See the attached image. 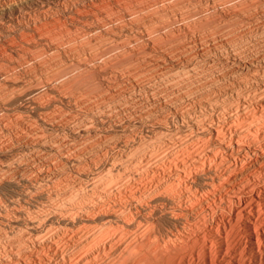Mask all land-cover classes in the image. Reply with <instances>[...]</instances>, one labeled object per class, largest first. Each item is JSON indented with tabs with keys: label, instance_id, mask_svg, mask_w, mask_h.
<instances>
[{
	"label": "bare ground",
	"instance_id": "1",
	"mask_svg": "<svg viewBox=\"0 0 264 264\" xmlns=\"http://www.w3.org/2000/svg\"><path fill=\"white\" fill-rule=\"evenodd\" d=\"M55 1L107 11L1 70L0 264H264V0Z\"/></svg>",
	"mask_w": 264,
	"mask_h": 264
},
{
	"label": "rangeland",
	"instance_id": "2",
	"mask_svg": "<svg viewBox=\"0 0 264 264\" xmlns=\"http://www.w3.org/2000/svg\"><path fill=\"white\" fill-rule=\"evenodd\" d=\"M13 1V2H12ZM20 1H21V3H20ZM24 1V2H23ZM25 1H28V0H0V18L2 19H0V48H2V49H0L1 51H0V71L2 70V71H4V69L6 70H10V71H17V72H19L20 73V77L23 79L24 77H26V78H24V79H27L29 76H33L34 75V73H35V71L32 69V66H31V63H29V57H32L34 54L36 55V54H38V52L40 53L41 51H42V49L44 50V51H46V50H48L47 52H46V54L50 57L51 56V58H53L54 59V57L56 56V57H58V58H56L55 57V61H54V65H55V68L56 67H58V66H62V65H64V64H67L68 63V61H69V59L71 58V54L72 55H80V51L79 50H77V47L76 46H83L84 48H85V46H86V48H85V50H87V51H91V52H95V50H96V46H95V44L92 46V44L90 45V44H86L85 42H86V36H91V35H95V34H97V33H99V28L97 27V26H99V24H100V20H99V12L101 11H103V12H106L105 11V8L104 7H102V6H99V5H96L99 9H97V7L95 6V5H92V4H90L89 2V4L88 5H86L85 7H82L81 9H83L82 11H81V9L80 10H77V9H75V8H66V7H64L63 5H61V4H57L56 3V1L55 0H45L44 1V3L41 5V3L39 2V1H43V0H33V2H32V4L30 5V10L31 11H35V7H42V10L44 11H48L49 13L50 12H53L54 13V15H53V20H52V22H55L56 21V23H57V25L58 26H56V23H52V25H50L51 23H49V24H47L46 26H44V27H41V28H38V31H40V30H42V31H40V32H38L37 31V29H30V28H28L27 27V25H26V21L25 20H22V19H20V17L18 16L20 13H19V11L20 10H23V9H26L25 8ZM49 1V2H48ZM53 1V2H52ZM112 1H114V3L115 4H113V6H114V8L115 9H117L118 11L120 10L122 13H125L124 12V9H125V2L126 1H124V2H122V1H117L116 0V2H115V0H108V2H112ZM134 0H132L131 1V3H134V4H139V5H142V4H144V5H151V3H153V2H151V0H146V1H144L145 3H143V1L142 0H135L134 2H133ZM138 1H140V2H138ZM153 1V0H152ZM155 1H157V0H155ZM161 0H158L157 1V4L160 6L161 4H162V1L160 2ZM18 4H17V3ZM35 2V3H34ZM106 2H107V0H106ZM118 2V3H117ZM150 4H149V3ZM158 2H160V3H158ZM12 3V4H11ZM13 3H15V4H13ZM47 3V4H46ZM50 4V6H49V4ZM53 3V4H52ZM55 3V4H54ZM120 3V4H119ZM11 4V5H10ZM52 4V5H51ZM57 4V5H56ZM45 5V6H44ZM56 5V6H55ZM18 6V7H17ZM48 6H49V8H48ZM118 6H120V8L118 7ZM123 6V7H122ZM44 7V8H43ZM56 7H60V8H56ZM94 7V8H93ZM15 8H17V9H15ZM18 8H20V9H18ZM37 8H36V10H37ZM84 8H86V9H84ZM87 8H88V10H87ZM92 8V9H91ZM103 10H102V9ZM38 9H40V8H38ZM53 9V10H52ZM66 9H67V12L69 11V13H67L66 14ZM3 10V11H2ZM58 10V11H57ZM63 10V11H62ZM73 10V11H72ZM77 10V11H76ZM95 10V11H94ZM97 10V11H96ZM12 11V12H11ZM61 13H60V12ZM79 11V12H78ZM81 11V12H80ZM86 11H88V13L86 12ZM64 12H65V14H64ZM72 12H74V13H72ZM80 13V15L78 14V13ZM87 13V14H85V13ZM11 13H13V14H11ZM55 13H56V15H55ZM83 13H84V15H83ZM93 13H95V15L93 14ZM96 13H98V14H96ZM59 14V15H58ZM61 14H64V17L65 16H68L67 18L65 17H63V15L61 16ZM73 14V15H72ZM76 14V15H75ZM82 14V15H81ZM93 15V16H91V15ZM3 15V16H2ZM58 15V16H57ZM12 16V17H11ZM18 18H17V17ZM83 16V17H82ZM85 16V17H84ZM88 16V18H86ZM95 16V17H94ZM4 17V18H3ZM11 17V18H10ZM59 17V18H58ZM61 17V18H60ZM76 17H77V19H76ZM90 17H92V18H90ZM13 18V19H12ZM74 18V19H73ZM83 18V19H82ZM86 20H85V19ZM98 18V19H97ZM17 19V20H16ZM57 19H59L58 21H57ZM64 19V20H63ZM88 19V20H87ZM95 19V20H94ZM12 22H11V21ZM22 20V21H21ZM69 20H71V21H69ZM87 21V22H85V21ZM15 21V22H14ZM18 21H19V23H18ZM60 21H61V23H60ZM64 21V22H63ZM75 21H76V23H75ZM58 22H59V24H58ZM62 22H63V24H62ZM72 22V23H71ZM83 22V23H82ZM99 22V23H98ZM24 23V24H23ZM65 23V24H64ZM67 23H70V24H67ZM73 23H74V25H73ZM84 23H85V26H84ZM91 23V24H90ZM95 23V24H94ZM7 24H9V25H7ZM11 24V25H10ZM54 24H55V27H54ZM61 24V25H60ZM19 25V26H18ZM25 25V26H24ZM62 25H65V26H62ZM66 25H67V28H66ZM83 25V32H81L82 31V27L81 26ZM95 26L94 28H93V26ZM97 25V26H96ZM9 26V28H7ZM16 26H18L17 28H15ZM77 26V27H76ZM87 26H88V28H87ZM90 26V27H89ZM4 29H3V28ZM47 27V28H46ZM53 29H52V28ZM62 27H64L63 29H61ZM81 27V28H80ZM12 28V29H11ZM44 28H46L50 33L52 32V34H50L46 29H44ZM49 28H51L50 30H49ZM70 30H69V29ZM93 28V29H92ZM96 28H98V29H96ZM10 29V30H9ZM15 31H14V30ZM21 29V30H20ZM24 29V30H23ZM56 29V32L55 31H52V30H55ZM64 29H66V31L64 30ZM68 29V30H67ZM72 29V30H71ZM76 31H74V30ZM104 29H108V27H106V28H104ZM9 30V31H8ZM17 30V31H16ZM20 30V31H19ZM26 30V33L27 34H25V31ZM31 30V31H30ZM32 30H35L34 32L32 31ZM61 30V31H60ZM86 30H89V31H86ZM95 30V31H94ZM96 30L98 31V32H96ZM3 31V32H2ZM30 31V32H29ZM58 31V32H57ZM70 33H69V32ZM73 31V32H72ZM79 31L81 32L80 34H78L79 33ZM84 31H86V34H85V32ZM6 32V33H5ZM23 32V35L21 34ZM37 32V33H36ZM46 32V33H45ZM49 34H48V33ZM72 32V33H71ZM31 33V34H30ZM39 33V34H38ZM63 33V34H62ZM67 33V34H66ZM69 33V34H68ZM73 33H75V34H73ZM10 34V35H9ZM15 34V35H14ZM21 34V35H20ZM32 34H34V35H32ZM56 34H58V35H56ZM62 34V35H61ZM65 34H66V36H65ZM72 34V35H71ZM26 37H25V36ZM39 35H42V36H39ZM54 36V37H51V36ZM69 35H70V37H69ZM73 35H75L74 37H73ZM77 35V36H76ZM79 35V36H78ZM81 35V36H80ZM84 37H83V36ZM14 36V37H13ZM16 36V37H15ZM21 38H20V37ZM28 36V37H27ZM39 36V37H38ZM43 36H44V38L45 39H47L46 41H45V39L43 38ZM48 36V37H47ZM50 36V37H49ZM56 36H58V38L56 37ZM64 36V37H63ZM109 36V37H108ZM10 37V38H9ZM23 37V38H22ZM32 37V40L30 39ZM34 37V38H33ZM38 37V38H37ZM65 37H66V40H65ZM82 37V38H81ZM102 37V38H101ZM104 37H107L106 39L104 38ZM115 39H118V35L117 36H114V34L112 35V33L110 34H103V35H101L100 36V42L102 43V44H108V42H110L109 40H114V38ZM26 38H28V40L26 39ZM44 40H43V39ZM53 38V39H52ZM55 38V39H54ZM57 38V39H56ZM64 40H63V39ZM69 38V39H68ZM74 39V41H73V39ZM75 38H76V40H75ZM79 38V39H78ZM104 38V39H103ZM110 38H112V39H110ZM4 39V40H3ZM13 39V40H12ZM19 39H22V40H19ZM34 39V40H33ZM36 39H38V40H36ZM40 39H41V41H40ZM48 39H49V41H48ZM51 39V40H50ZM58 39H60V40H58ZM68 39V40H67ZM72 39V40H71ZM82 39V40H81ZM85 40V42H84V40ZM12 40V41H11ZM25 40H27V41H25ZM35 40H36V42H35ZM57 40V41H56ZM62 40V41H61ZM106 40H107V42H106ZM21 41V42H20ZM31 41V42H30ZM38 41H40V42H38ZM46 43H45V42ZM54 41H56L55 42V44H54ZM70 41V42H69ZM78 41V42H77ZM79 41H81V42H79ZM102 41H104V42H102ZM10 42V43H9ZM37 42H38V45H37ZM48 42V43H47ZM69 43V45H68V43ZM74 44H73V43ZM24 43V44H23ZM62 43V44H61ZM63 43L65 44V45H63ZM67 43V44H66ZM76 43H77V45H76ZM78 43H81V44H78ZM85 43V45H83ZM12 44V45H11ZM18 44V45H17ZM23 44V45H22ZM25 44H27V46L25 45ZM44 44V45H43ZM73 44V45H72ZM2 45V46H1ZM14 45V46H13ZM32 45V46H31ZM35 45H37V46H35ZM41 45H42V47H41ZM48 45H50V47L48 46ZM54 45V46H53ZM56 45H58L57 46V52H55L56 51V49L54 48ZM91 46V47H88V46ZM6 46V47H5ZM20 46V47H19ZM26 46V47H25ZM44 46V47H43ZM63 48H62V47ZM68 46H69V48L71 47V49H69L68 50ZM73 46L74 47H76V51H73L72 49H74L73 48ZM95 46V47H94ZM6 49H5V48ZM8 47V48H7ZM11 49H10V48ZM13 47V48H12ZM17 47H19V48H17ZM22 47V48H21ZM29 47L31 48V49H29ZM39 47V48H38ZM61 47V48H60ZM65 47V48H64ZM94 47V48H93ZM21 48V49H20ZM28 48V49H27ZM35 48H36V51H34L35 50ZM66 48H67V50H66ZM17 49V50H16ZM25 49V51H22V50H24ZM52 49H55V50H53L54 52H55V54H54V52L53 51H51ZM95 49V50H94ZM7 50V51H6ZM28 50H30V51H28ZM32 50V51H31ZM41 50V51H40ZM51 51V53H50V51ZM66 50V51H65ZM7 53H6V52ZM8 51H10V54L8 53ZM13 51H14V53H13ZM15 51H17V52H15ZM20 52V54H19V52ZM59 51V52H58ZM63 51V52H62ZM3 52H5V53H3ZM31 52H33L32 54H31ZM49 52V53H48ZM71 52V53H70ZM75 52V53H74ZM79 54H78V53ZM27 53V54H26ZM67 55H66V54ZM21 55V54H23V55H21L20 56V58H19V56L18 55ZM31 54V55H30ZM50 54V55H49ZM59 54H60V56H59ZM9 55H10V57H9ZM15 57H14V56ZM25 55H28L26 58H25ZM6 58V61H5V58ZM54 56V57H53ZM64 56V58L63 59H61L62 57ZM66 56H68V57H66ZM2 57H3V59H2ZM23 57V58H22ZM13 58V59H12ZM15 59V60H14ZM16 59H18V60H16ZM27 59V61H25L24 62V60H26ZM68 59V60H67ZM60 60V61H59ZM2 61V62H1ZM3 61H4V64H3ZM23 61V62H22ZM6 62H9V63H6ZM15 62V63H14ZM19 64H18V63ZM61 62H64V63H61ZM67 62V63H66ZM9 66H7L6 64ZM14 64V67H15V70H12V69H14L13 68V66H11L10 67V64L11 65H13ZM23 63V64H22ZM29 63V64H28ZM57 63V64H56ZM22 64V65H21ZM28 64V65H27ZM61 64V65H60ZM19 65V66H18ZM30 65V66H29ZM54 65H52L51 67H54ZM57 65V66H56ZM29 66V67H28ZM6 67V68H5ZM16 67H18L17 69H16ZM21 67H23L22 69H21ZM25 67V68H24ZM28 67V68H27ZM4 68V69H3ZM27 69V70H26ZM51 69H53V68H51ZM18 70H20V71H18ZM32 71V74L31 73H29V71ZM2 71L0 72V73H2ZM26 71V72H25ZM28 71V72H27ZM30 71V72H31ZM34 72V73H33ZM27 74V75H26ZM29 74V75H28ZM24 76V77H23ZM22 102V103H21ZM24 99H22V98H20V99H17V100H15L14 101V104L11 106V108H16L17 107V105H18V107L19 106H21V105H24ZM16 104V105H15ZM20 104V105H19ZM15 106V107H14ZM59 106V107H58ZM56 107L57 108H61L62 106L58 103V104H56ZM55 107V108H56ZM56 108V109H57ZM28 111H30V109L28 110ZM1 116H2V112H1ZM0 116V117H1ZM105 124V125H104ZM103 124V126H107L108 124L107 123H104ZM48 127V129H47V127ZM46 126H42V125H39L38 127L39 128H41L42 130H43V127H44V131L46 130V132L47 133H53V132H50V128H49V126L48 125H46ZM1 131V130H0ZM97 132H96V136L101 140V138H103V132L101 131V130H96ZM112 133H113V137H116L115 135H117V134H115V130L113 129V131H112ZM102 135L101 137L99 136V135ZM82 139H84V141H85V139L86 138H82ZM103 140V139H102ZM10 143H12V142H10ZM9 143V144H10ZM13 145H15L16 147H17V145H16V143H12L11 144V148H16V147H14ZM10 146V145H9ZM10 148H5V151H8ZM138 150H139V148H138Z\"/></svg>",
	"mask_w": 264,
	"mask_h": 264
}]
</instances>
